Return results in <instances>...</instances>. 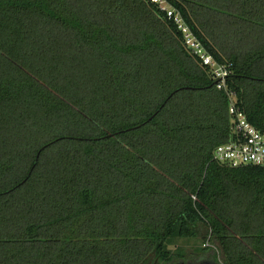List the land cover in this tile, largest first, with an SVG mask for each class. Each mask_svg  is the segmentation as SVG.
<instances>
[{"label":"trees","instance_id":"1","mask_svg":"<svg viewBox=\"0 0 264 264\" xmlns=\"http://www.w3.org/2000/svg\"><path fill=\"white\" fill-rule=\"evenodd\" d=\"M169 2L264 133V0ZM230 98L148 0H0V264H164L179 238L264 264V166L214 156Z\"/></svg>","mask_w":264,"mask_h":264},{"label":"built area","instance_id":"2","mask_svg":"<svg viewBox=\"0 0 264 264\" xmlns=\"http://www.w3.org/2000/svg\"><path fill=\"white\" fill-rule=\"evenodd\" d=\"M148 1L158 5L166 13L167 18L177 25L186 46L199 57L204 66L211 70L217 87L227 91L231 97L230 113L233 116L234 135L230 141L217 146L214 152L215 159L234 167L247 164L264 166V133L247 120L233 98L235 94L228 90L227 79L230 75L228 66L216 60L196 35L182 12L169 0Z\"/></svg>","mask_w":264,"mask_h":264},{"label":"flooded vegetation","instance_id":"3","mask_svg":"<svg viewBox=\"0 0 264 264\" xmlns=\"http://www.w3.org/2000/svg\"><path fill=\"white\" fill-rule=\"evenodd\" d=\"M164 264H221V262L216 260L212 251L199 250L188 253L184 258H178Z\"/></svg>","mask_w":264,"mask_h":264},{"label":"rangeland","instance_id":"4","mask_svg":"<svg viewBox=\"0 0 264 264\" xmlns=\"http://www.w3.org/2000/svg\"><path fill=\"white\" fill-rule=\"evenodd\" d=\"M200 244H201L200 239L179 238V239L174 240L171 248L173 251H176V252L182 249L183 251L187 253H192L197 250L196 248H200Z\"/></svg>","mask_w":264,"mask_h":264},{"label":"water","instance_id":"5","mask_svg":"<svg viewBox=\"0 0 264 264\" xmlns=\"http://www.w3.org/2000/svg\"><path fill=\"white\" fill-rule=\"evenodd\" d=\"M45 147H47V146H44L41 150H43ZM38 156H39V154H38ZM38 159V158H37Z\"/></svg>","mask_w":264,"mask_h":264}]
</instances>
